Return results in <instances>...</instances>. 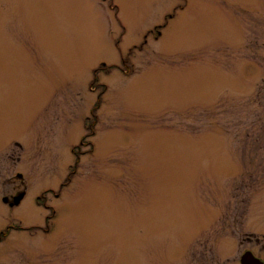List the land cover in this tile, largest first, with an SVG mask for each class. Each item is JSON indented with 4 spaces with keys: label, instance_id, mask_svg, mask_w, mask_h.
Segmentation results:
<instances>
[{
    "label": "rangeland",
    "instance_id": "rangeland-1",
    "mask_svg": "<svg viewBox=\"0 0 264 264\" xmlns=\"http://www.w3.org/2000/svg\"><path fill=\"white\" fill-rule=\"evenodd\" d=\"M1 233L0 264L264 261V0H0Z\"/></svg>",
    "mask_w": 264,
    "mask_h": 264
},
{
    "label": "water",
    "instance_id": "water-1",
    "mask_svg": "<svg viewBox=\"0 0 264 264\" xmlns=\"http://www.w3.org/2000/svg\"><path fill=\"white\" fill-rule=\"evenodd\" d=\"M23 197L24 193L17 195L14 198L12 205L19 204ZM5 201H7V198H5ZM241 264H264V262H262L259 258L253 256L252 252L247 251L241 257Z\"/></svg>",
    "mask_w": 264,
    "mask_h": 264
},
{
    "label": "flooded vegetation",
    "instance_id": "flooded-vegetation-1",
    "mask_svg": "<svg viewBox=\"0 0 264 264\" xmlns=\"http://www.w3.org/2000/svg\"><path fill=\"white\" fill-rule=\"evenodd\" d=\"M19 176L22 177L21 174H19ZM21 193H24V196H25L26 191H24V192H20L19 194H21ZM19 194H18V195H19ZM16 196H17V195H16ZM16 196L13 197V201H14V198H15ZM5 198H7V201H5ZM23 198H24V197H23ZM13 201H10V200H9V197H7V196H4V197H3V202H4V203H8V205H9L11 208H13V207L15 206V205H12ZM21 201H22V200H21ZM20 203H21V202H20ZM20 203H19V204H20ZM19 204H16V205H19ZM248 250H249V249L245 250V252L248 251Z\"/></svg>",
    "mask_w": 264,
    "mask_h": 264
},
{
    "label": "trees",
    "instance_id": "trees-1",
    "mask_svg": "<svg viewBox=\"0 0 264 264\" xmlns=\"http://www.w3.org/2000/svg\"><path fill=\"white\" fill-rule=\"evenodd\" d=\"M166 25V24H165ZM160 32V30H158ZM158 32V33H159ZM95 80H97V78H95ZM100 99H101V96L99 95V101H98V104L96 105V108L94 107V110H92L93 113H95V115H97L96 113V110L98 109V107L100 106ZM97 117H95L96 119ZM0 236H3V233L0 234Z\"/></svg>",
    "mask_w": 264,
    "mask_h": 264
}]
</instances>
